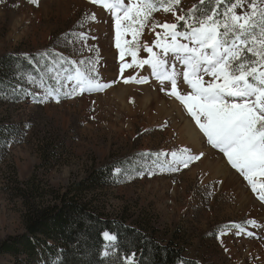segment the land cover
<instances>
[{"label":"rangeland","instance_id":"rangeland-1","mask_svg":"<svg viewBox=\"0 0 264 264\" xmlns=\"http://www.w3.org/2000/svg\"><path fill=\"white\" fill-rule=\"evenodd\" d=\"M38 2L0 0V58L13 55L26 61L15 73L17 93L0 94L1 128L8 131L0 138V244L24 232L25 207L16 197L18 188L33 181L44 191H62L90 170L112 164L110 177H101L103 186L85 195L93 198L100 214H124L128 223H147L159 241L178 244L190 264H264V176L253 177V191L226 157L208 145L187 108L168 94L170 82L161 84L147 65L137 67L130 52L121 60L114 10L90 0ZM163 2L167 6V0ZM213 2L180 0L173 6L175 14L164 12L158 2L144 28L122 20V29L128 30L121 47L136 51L137 61L149 58L144 45L159 55L157 41L171 42L160 25L178 23L183 28L176 15L188 16L194 7L197 15L206 14L207 3ZM255 2L257 8L264 7V0ZM251 3L246 0L237 14L250 12ZM134 30L139 31L135 38ZM173 63L178 72L185 70ZM93 64V75L110 87L64 98L63 93L75 87L68 77ZM124 64L133 66L121 72ZM56 88L61 90L59 103L45 92ZM178 91L186 95L192 90L178 78ZM185 120L196 138L184 131ZM184 149L203 156L188 167L167 171L175 166L171 153ZM224 169L236 179H228ZM104 241L106 258L114 252L115 240L104 234ZM52 258L38 248L34 259L3 254L0 264H48Z\"/></svg>","mask_w":264,"mask_h":264},{"label":"snow or ice","instance_id":"snow-or-ice-1","mask_svg":"<svg viewBox=\"0 0 264 264\" xmlns=\"http://www.w3.org/2000/svg\"><path fill=\"white\" fill-rule=\"evenodd\" d=\"M30 2L39 6L38 0ZM90 2L115 11L116 47L120 49L121 60L126 52H130L137 67L147 65L161 84L170 82L171 91L168 94L187 108L208 145L222 153L230 166L256 191L253 177L264 176V7L257 8L255 0H252L250 12L237 14L236 9L243 10L246 0H215L213 7L203 15H197L198 10L194 7L188 16L176 15V20L183 22L182 29L178 23L160 25L171 37L170 43L157 41L161 54L144 45L149 58L137 61L136 51L121 47V36L128 30L122 29V20L139 22L142 29L157 10L158 2L164 12L175 14L173 6L178 5L180 0H167V6H164L163 0H130L128 4L125 0ZM204 2L200 0L201 5ZM221 4L224 7L218 11ZM91 18L94 20L95 15L92 14ZM132 35L135 38L139 31L134 30ZM179 38L185 42H178ZM245 52L250 55H245ZM174 61L185 70L178 72ZM170 65L171 71L168 70ZM132 66L124 64L120 70L123 72ZM95 72L94 64L87 71L77 69L74 76L68 77L69 81H75V87L63 93L64 98L71 99L77 94L94 93L110 87L109 83L99 82L98 77L93 75ZM205 77L210 79L205 80ZM178 78L187 82L191 93L182 95L178 91ZM45 92L57 103L60 102V88L45 89ZM202 156L203 153L194 155L187 149L179 154L172 152L175 166L166 170L177 171L180 166L188 167ZM260 187L264 188V184ZM260 199L264 200V192L260 194ZM105 237L115 240L108 233ZM133 260L134 254H130L127 264H133Z\"/></svg>","mask_w":264,"mask_h":264},{"label":"trees","instance_id":"trees-1","mask_svg":"<svg viewBox=\"0 0 264 264\" xmlns=\"http://www.w3.org/2000/svg\"><path fill=\"white\" fill-rule=\"evenodd\" d=\"M213 4L207 3L209 10ZM25 63L24 59L21 61L13 55L0 58V94L17 93L15 73ZM1 126L2 122L0 138H3L8 131ZM112 169L113 165L108 164L102 169L90 170L62 191L53 188L44 191L33 181L18 188L16 197L25 207L24 232L0 244V257L26 254L31 260L36 250L42 248L53 257L48 264H127L130 254H134L133 264H190L182 248L172 239L166 244L159 241L153 231L148 230L147 223H128L124 214L116 217L100 214L93 205V198L85 196L86 192L102 187L101 177L103 174L110 177ZM105 233L115 237L114 252L106 258L102 255Z\"/></svg>","mask_w":264,"mask_h":264},{"label":"bare ground","instance_id":"bare-ground-1","mask_svg":"<svg viewBox=\"0 0 264 264\" xmlns=\"http://www.w3.org/2000/svg\"><path fill=\"white\" fill-rule=\"evenodd\" d=\"M186 121V120H185ZM182 129V128H181ZM183 129H184V131H186L187 132V135H190V137L189 138H196L197 137V133H196V131L194 130V128L191 126V124H190V122L189 121H186V123H185V125H184V127H183ZM212 162V161H211ZM204 163V162H203ZM203 163H200V164H203ZM212 164V163H211ZM204 165H206V164H204ZM201 166V165H200ZM202 168H205V166H201ZM209 167V166H208ZM212 168V167H211ZM214 168V167H213ZM217 168V167H216ZM215 168V169H216ZM225 168V167H224ZM224 171H225V174L227 175V178L228 179H231V178H233V179H236L235 178V174H233L232 172H230L228 169L226 170V169H224ZM223 171V172H224ZM222 172V173H223ZM226 178V177H225ZM232 180V179H231ZM238 181V180H237ZM228 183V182H227ZM229 184V183H228ZM240 187V186H239ZM242 194V193H241Z\"/></svg>","mask_w":264,"mask_h":264}]
</instances>
